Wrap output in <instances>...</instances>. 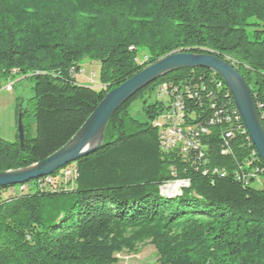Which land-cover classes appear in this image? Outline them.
<instances>
[{"label":"trees","instance_id":"1","mask_svg":"<svg viewBox=\"0 0 264 264\" xmlns=\"http://www.w3.org/2000/svg\"><path fill=\"white\" fill-rule=\"evenodd\" d=\"M177 52L234 66L264 118V0H0V90L31 76L36 122L23 148L0 136V172L60 150L109 92ZM84 60L100 64L99 87L78 82ZM162 87L183 97L185 124L206 130L186 154L161 149L154 123L169 105L152 98ZM137 102L145 122L132 115ZM184 179L181 195L160 193ZM146 243L159 264H264V162L209 70L160 78L113 115L100 149L0 188V264H114Z\"/></svg>","mask_w":264,"mask_h":264},{"label":"water","instance_id":"2","mask_svg":"<svg viewBox=\"0 0 264 264\" xmlns=\"http://www.w3.org/2000/svg\"><path fill=\"white\" fill-rule=\"evenodd\" d=\"M197 68L209 70L223 80L250 140L264 162V126L251 88L243 76L234 66L214 55L177 52L147 67L109 92L76 135L60 150L30 167L0 172V188L25 185L31 181L51 176L97 151L105 142L106 129L113 115L137 93L168 74ZM19 113L18 139L23 148L26 142L24 113L21 111ZM163 186L164 184L160 187V193Z\"/></svg>","mask_w":264,"mask_h":264},{"label":"rangeland","instance_id":"3","mask_svg":"<svg viewBox=\"0 0 264 264\" xmlns=\"http://www.w3.org/2000/svg\"><path fill=\"white\" fill-rule=\"evenodd\" d=\"M145 52L141 49L139 58L142 60ZM82 72L78 76V82L85 87H92L88 82V77L95 74V81L98 83L100 78V64L97 62L84 60L81 63ZM11 85L12 90L7 87ZM35 80L31 76L19 77L7 82H3L0 90V136L8 142L18 141V117L20 113L17 110H23L25 113L24 124L29 137L36 135V122L31 113L29 101L34 97ZM158 101L165 107L169 105V98L163 95L160 99L153 96L152 102ZM132 115L139 121L145 122L146 117L142 111L140 102L133 105ZM163 116L157 117L156 121L162 122ZM254 188L260 189L261 185L255 182ZM114 264H159V256L154 245L146 243L139 246L136 253L124 252L115 257Z\"/></svg>","mask_w":264,"mask_h":264},{"label":"built area","instance_id":"4","mask_svg":"<svg viewBox=\"0 0 264 264\" xmlns=\"http://www.w3.org/2000/svg\"><path fill=\"white\" fill-rule=\"evenodd\" d=\"M88 82L96 87L100 86L95 81V74H92L91 76L88 77ZM7 88L9 90H12L11 85H9ZM163 95H166L169 98V101H170L169 109L163 115V119L161 123H159L158 121H155L154 123L155 126L161 129V136H160L161 149L164 152H172L174 150H179L181 153L186 154L191 148L200 146L198 137L201 133H206V130L201 129L200 131H198L196 130L194 126L184 123V120H183L184 104H183L182 96L178 94H175L172 96L166 87H162L160 89L159 97H162ZM259 109H263V104L259 105L258 111ZM236 111H237V114L239 115L237 108H236ZM263 116H264V113H263ZM260 117L263 123L264 118L261 115ZM239 118L241 120L240 115H239ZM210 123L213 124L214 121L211 120ZM231 135L232 134L229 133L228 137H231ZM201 155H200V158L202 157ZM65 174L66 176H68V178L72 177V172L69 170L66 171ZM173 175L175 176V173H173ZM238 179L241 180V176H239ZM189 186H190L189 180H186V179L172 180L164 184V186L161 188V191H162L161 194L166 197H176L178 194L181 195L182 190L187 189Z\"/></svg>","mask_w":264,"mask_h":264}]
</instances>
